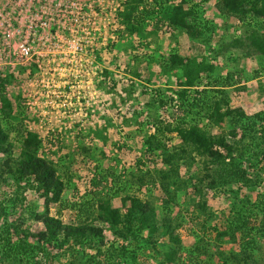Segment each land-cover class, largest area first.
Here are the masks:
<instances>
[{
  "label": "rangeland",
  "instance_id": "1",
  "mask_svg": "<svg viewBox=\"0 0 264 264\" xmlns=\"http://www.w3.org/2000/svg\"><path fill=\"white\" fill-rule=\"evenodd\" d=\"M127 1H130L133 6L134 16L139 12L146 14L150 11H152V15L151 17L146 16L143 23H137L139 25H136L135 31L132 33H128L129 28H126L125 23L119 21L122 27L116 32V42L110 43L109 50H107L109 53L107 56L104 55L105 59L101 58V55L97 58L100 67H108L105 69L108 71L107 74L98 72V75L105 76L104 79L96 80L93 87L90 88L79 87L82 84L79 79L75 78L73 74L68 75L67 69L63 68L62 65L63 69L58 72L62 73L63 77L57 76L56 81H52L54 86L45 89L40 85L41 76L38 80L37 77H34L36 70L26 60L19 58L13 39L7 42L2 38L1 31L9 28L5 19L14 23L21 17L25 18V8L28 1L0 0V22H4L0 27V77L9 73L11 76L7 75L10 81L5 85L0 84V90L11 103L12 116H17L16 118L5 117L0 111V122L5 127L8 124L12 141H17L13 147L14 156L11 157H18L17 145L20 142L18 140L21 131L22 133L26 131L36 132L38 137L43 140L42 154L54 162V166L58 168V173H62L65 186L61 194V201L49 204V213L60 217L63 222L69 223L85 217L83 212L72 209V204L84 202L90 209L95 196L92 195V190L98 189L103 196H109L111 206L118 208L122 207L120 198L124 191L128 194L133 193L157 206L154 218L157 225H160L164 215L169 213V217L172 219L171 224L175 225V232L180 236L183 243L182 257L178 261L179 255L176 253L174 260L172 257L169 260L170 264H219V253L217 252L228 253L231 250L239 249L238 242L227 243L216 235L225 226L222 221L221 210L225 206V196L229 192L228 189L221 192L209 189L206 186L208 180L204 179L202 183H198V187L202 189L201 196H198L197 190L194 191L190 185L186 193L180 195L174 205L165 210L160 208L164 196L156 181L141 187H137L136 183L131 187L126 185L124 175L130 170L136 171L138 169L147 173V168L153 170L155 166L162 165L160 156L157 158L155 154H148L142 146L144 136L155 131L151 125L155 119L146 108L145 103L152 99L156 105L158 104L155 101L158 97L156 91H160L167 100L157 111L159 119L173 123L176 121L174 119L179 120L181 118L179 115L181 111L177 109L176 94L173 91L180 88L179 85L177 87L176 83L178 84L179 80L184 79L181 75V67L176 66L167 77H163L164 79L161 77L163 74L160 64L172 53L185 59L203 55L206 56V60L215 65L214 72L209 77L216 78L217 82L212 81L206 87H198L200 93H196V98H202L205 94H226L230 107H241L248 114L264 107V54L246 56L247 49L245 48L250 45L249 37L246 36L250 29L245 32L240 30L241 25L247 24L244 22H249V25L256 23L259 29H264V20L261 19L262 21L259 22L260 19L251 18L250 13L243 17L233 16L228 19L227 14L218 11L221 0H205L203 3H200V0H119L122 6L121 12L124 10ZM180 1L184 2V11H181V15H185L190 25L195 24L192 29L197 31L192 35L193 37L185 28L172 23L164 10L169 8V5L173 6ZM196 2L198 5L194 8L198 12H195L194 15L191 11V5ZM193 16L204 18L205 26H209L211 32H201L202 29L200 28L203 27L197 28ZM241 18L244 19V22ZM223 34L225 38L221 40ZM229 40L231 44L235 42V47L231 50L221 48L220 58H214L207 52L208 46L202 44L207 42L210 43L211 47L215 43L221 42V46H223ZM232 40L234 41L232 42ZM229 54L231 56L235 54L243 60L236 70L237 72L233 71V75L229 76L226 85L224 77L228 75L229 69L234 68L229 63V59L224 60V55L229 56ZM136 55L137 58L135 59ZM139 60L141 61L140 64L137 62ZM223 60L228 62L226 64L229 66H226ZM133 68H137L141 76L132 74ZM73 72L79 74L77 70ZM203 78H205L203 84H206L208 78L206 75ZM43 88L45 90L39 92ZM53 89L55 92H52ZM78 90L81 94L80 109L77 107L74 110L75 105L71 106V103L75 100L73 93ZM88 90H96L97 92L89 95L91 97L82 98V94ZM85 100L88 101L89 105H86ZM92 101H96L94 105L90 104ZM30 102L33 105H30ZM199 122L200 125H206L205 119ZM231 125L233 126L234 123L226 120L223 125L210 124L206 127L211 134H219L221 130L227 134ZM18 136L19 138H17ZM158 137L167 142L168 145L179 141L174 132L158 134ZM82 147L86 148L87 153ZM195 157L196 161L191 165V168L183 167L180 171L181 176L191 179V182H196V179L205 174V166H211L206 162V156L197 153ZM4 158H6V154L0 153V160ZM138 160H141V165L144 164L141 166L142 168L137 167ZM243 163L242 165L248 170L246 162ZM5 170L0 171L2 175L0 177V201L6 198V201L9 202L17 196L16 183L9 174H6ZM101 172H104L106 180L101 181L99 178L101 183L93 187V176L101 175ZM247 172L248 175H254L252 170ZM255 177H257L255 178L256 190L246 191L243 189L241 196L248 193L250 198L254 200L264 192V171H256ZM122 186L128 188L123 189ZM23 194L27 198V202L23 203L24 209H27L28 205L31 204H36V211L44 209L43 199H39V195L35 194L34 191L27 190ZM31 195H34L33 200L29 198ZM201 197L207 203L206 209L204 205L203 208L197 207V202L202 199ZM91 210L95 215V207ZM26 212H22L27 218L23 226L31 231L42 229L43 225L31 217L28 218ZM20 213L21 209L15 208L12 218ZM258 219L259 217H257ZM92 222L95 225L103 226V233L108 244L111 242L120 243L119 237L106 223L96 218ZM9 231L11 234L12 228H9ZM12 237L13 241L17 240L16 235L13 234ZM162 244L167 246V238L159 241L158 253H154L153 249L140 250L136 262L138 264L168 262L166 256L169 254V250H164ZM197 244L201 248H205L208 254H197L198 252L194 250V246ZM213 253L215 255H212ZM19 256L20 254L17 255V257ZM37 259L41 260L40 264H44L42 256H38ZM69 260V254L61 255L54 264H67ZM99 260L104 261L102 256H99ZM0 264L5 263L0 261ZM121 264L131 263L129 260L123 259Z\"/></svg>",
  "mask_w": 264,
  "mask_h": 264
},
{
  "label": "trees",
  "instance_id": "2",
  "mask_svg": "<svg viewBox=\"0 0 264 264\" xmlns=\"http://www.w3.org/2000/svg\"><path fill=\"white\" fill-rule=\"evenodd\" d=\"M203 1L205 2V0H200V3ZM197 5L198 2L191 5L194 15L195 12H198L194 8ZM168 7L170 10L169 8L164 9L168 19L185 28L187 32H190V36L194 35L197 31L192 29L195 24L190 25L185 15H181V11H184V2L180 1ZM218 11L227 14L228 19L233 16L243 17L250 13L251 18L260 19L258 20L260 22L261 19L264 20V0H221ZM118 14L119 21L125 23L126 28H129L128 33H132L135 31L136 25H139L137 23H143L146 16L151 17L152 11L146 14L139 12L134 16L133 6L130 1H127L124 10ZM192 18L196 21L197 28L203 27L200 28L201 32H211V28L205 26L204 18L201 16ZM241 20L244 22V19L241 18ZM244 23L247 24L241 25V32L250 29L246 36L250 40V45L245 48L247 49L246 56L263 55L264 29H259L256 23L251 25L249 22ZM222 38H225L224 34L221 40ZM229 41L223 46H221V42L215 43L216 45L211 47L210 43L202 44L208 46L206 50L214 58H220L221 48L231 50L235 47L234 40H232L233 44ZM233 55H224V60L229 59V63L234 67L232 70L229 69L228 75L224 77L226 85L229 76L233 75V71L237 72L236 70L243 60L235 54ZM134 58L136 59L137 55ZM137 62L141 63L140 60ZM226 63L228 62L224 61V64L229 66ZM176 66L181 67V75L184 77L183 80L178 81L180 88L173 90L178 101L177 109L181 111L179 114L181 118L174 119L176 121L173 123L159 119L157 111L167 102L160 91L155 92L158 95L155 100L157 105L152 99L145 103L146 108L155 119L151 124L155 131L144 136L142 146L148 154H155L157 158L160 156L162 165L155 166L153 170L147 168V173L139 169L130 170L124 175L127 182L125 183L131 187L137 183V187H141L156 181L164 196L160 208L165 210L171 208L180 195L186 193L190 185L194 191L197 190L198 196H201L202 189L198 187V183H202L204 179L208 180L206 186L209 189L218 192L228 189L225 206L221 210L225 226L216 235L227 243L238 242L239 249L231 250L228 253L217 252L219 253V264H264V192L254 200L248 193L241 196L243 189L246 191L256 190L255 172L264 171V107L248 114L241 107H230L226 94H205L202 98H196V93H200L198 87H206L212 81L217 82L216 78L209 77L214 72L215 65L206 60V56L200 55L192 59H185L172 53L160 64L161 73L170 74ZM103 73L107 74L108 71L104 70ZM131 73L141 76L137 68H133ZM7 75L9 76L10 73L0 77L1 85L10 81L9 77L11 76ZM205 75L209 78L206 79V84H203ZM0 101L2 104L0 111L4 116L16 118V115L12 116L11 103L2 90H0ZM203 119L206 121L205 126L200 125L199 122ZM226 120L234 123L233 126H230L227 134L223 130L219 134H211L206 127L210 124L223 125ZM7 126L5 127L0 122V153L6 154V158L0 160V171L6 169V174L14 179L17 196L13 198V201L7 202L6 198L0 201V261L5 264H40L41 260L37 258L42 256L44 264H54L59 256L69 254L70 260L67 264H121L123 259L129 260L131 264H138L136 261H138L140 250L153 249L154 253H158L159 241L165 238H167L168 244L166 247L162 245L164 250H169V254L166 256L168 262L163 264H170L169 260L171 257L174 260L176 253L179 255L177 260H180L183 243L175 232V225L171 224L172 219L169 217V213H166L162 223L157 225L154 222L157 206L136 194H128L124 191L120 198L122 207L118 208L111 206L109 196H103L100 190L96 189L91 191L92 195H95L94 203L91 206V208L95 207V215L84 202L72 204V209H78L85 214L84 218H79L77 221L67 223L58 216L50 215L49 204L61 201V194L65 187L62 173H58L54 162L42 154L43 140L38 137L36 132L22 133L21 131L20 138L17 137L20 141L17 145L18 157H11L14 156L13 147L17 141H12L10 128ZM165 132L176 133L179 141L168 145L158 137V134ZM82 149L87 153L85 147ZM197 153L206 156V162L211 166H205L203 178L199 175L200 178L196 179V182H191V179L182 177L180 171L183 167L191 168V165L196 161ZM243 162H246L248 170L242 165ZM142 165L141 160H138L137 167L142 168ZM250 170L254 171V175H248L247 171ZM101 173V175L93 176V187L101 183L102 180H106L104 172ZM122 187L123 189L128 188ZM27 190L34 191L39 195V199H43L44 209L42 211L35 210L36 204L28 205L27 209L23 208V203L27 202L23 193ZM29 198L33 200L34 195ZM201 200L202 202H200ZM201 200L197 202V207L203 208L204 205L206 209V201L203 198ZM15 208H20L21 213L12 218ZM22 212L28 213V218L31 217V219L40 222L43 228L31 231L24 227L27 218ZM257 217H259L258 220ZM95 218L106 223L119 237L120 243L111 242L108 244L103 233V226L93 224L92 220ZM9 228H12L11 234ZM215 229L218 228L215 227ZM13 234L17 237L16 241L12 240ZM260 240L261 242H259ZM194 250L199 255L208 254V251L198 244L194 246ZM18 254H20V258L17 257ZM99 256H102L104 261H100Z\"/></svg>",
  "mask_w": 264,
  "mask_h": 264
},
{
  "label": "built area",
  "instance_id": "3",
  "mask_svg": "<svg viewBox=\"0 0 264 264\" xmlns=\"http://www.w3.org/2000/svg\"><path fill=\"white\" fill-rule=\"evenodd\" d=\"M27 1L25 18L21 17L14 23L5 19L9 28L1 32L5 41L13 39L19 58L36 70L34 77L38 80L41 76L40 85L50 89L54 86L52 81L63 75L58 72L63 68L67 69L68 75L73 74L79 79L82 83L79 87L90 88L96 80L104 79L105 76L98 75V72L103 73L108 67H100L97 58L101 55L105 59L110 43L116 42V32L122 27L118 14L122 10L119 0ZM1 24L4 22H0V27ZM74 70L79 74H74ZM96 92L88 90L82 98L91 97L89 95ZM73 95L75 100L71 106L75 105L74 110L80 109V91ZM85 102L89 105L88 101Z\"/></svg>",
  "mask_w": 264,
  "mask_h": 264
},
{
  "label": "crops",
  "instance_id": "4",
  "mask_svg": "<svg viewBox=\"0 0 264 264\" xmlns=\"http://www.w3.org/2000/svg\"><path fill=\"white\" fill-rule=\"evenodd\" d=\"M121 45V44H120ZM169 74H166V75H161V77L163 78V77H167ZM164 79V78H163ZM167 82H169V81H167ZM176 85H177V87H178V84L176 83ZM169 86H172V84H169Z\"/></svg>",
  "mask_w": 264,
  "mask_h": 264
}]
</instances>
